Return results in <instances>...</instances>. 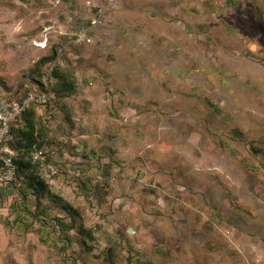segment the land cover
Returning <instances> with one entry per match:
<instances>
[{"label":"rangeland","instance_id":"374dc122","mask_svg":"<svg viewBox=\"0 0 264 264\" xmlns=\"http://www.w3.org/2000/svg\"><path fill=\"white\" fill-rule=\"evenodd\" d=\"M104 4L0 0V82L14 94L65 44L53 64L78 84L39 114L58 169L42 171L44 205L68 224L72 207L94 236L16 223L15 193L0 198V264H111L110 246L114 264H264V0H115L94 42L72 44Z\"/></svg>","mask_w":264,"mask_h":264},{"label":"trees","instance_id":"16d2710c","mask_svg":"<svg viewBox=\"0 0 264 264\" xmlns=\"http://www.w3.org/2000/svg\"><path fill=\"white\" fill-rule=\"evenodd\" d=\"M89 22L90 19L79 27L88 25ZM64 45L63 40L55 42L52 47L51 55L42 58L32 69L29 82L34 85V88L40 87V80L47 66L53 64L58 56H63V54L64 56L67 55L66 52L63 53L65 50ZM53 75L58 78V84L57 87H55L56 100L46 106V108L51 107L50 109L53 108V105L59 104L61 100L71 97L76 91L78 84L75 70L71 67L63 69L61 67L55 68L54 66ZM0 86L3 87V94L0 95V97H5L9 101H20L24 98V96L21 97L19 95L20 93L14 94L13 89L8 88L5 83L0 82ZM30 91H27V93ZM14 96L17 97V99H14ZM39 114L41 113L38 112L35 107H30L12 126L13 140L10 146L16 151L15 163L18 169L16 178L11 183V186H8V188H0V198L5 200L15 193L22 198L23 205L19 201H16L11 207L18 215L16 223L23 222L28 228H32L33 223L28 224L25 219L29 217L32 218L33 221L42 222V224L47 227L50 225V223L46 221L48 219L54 222L51 226L57 238L60 239L62 236L67 237L68 233L74 230L82 236L81 240L83 245H87L88 241H94L93 233L91 230L79 226L77 218L78 212L72 207L68 205L62 206L63 210L71 217L72 221L70 224L66 223L65 219L59 217L49 219L50 207L44 205V200L52 194L49 184L42 176V171L48 170L53 177L58 172V169L54 163L53 154L45 153V148L53 144L55 145V140L51 136L52 133L48 121L44 116ZM253 149L256 153H259V149L256 145H253ZM1 166L2 162L0 161V170ZM52 169L55 170L54 173ZM109 177L110 172L106 170L105 185L108 184ZM84 186L87 187L86 184ZM96 192H98L102 198L107 195V193H103L101 185L96 186ZM31 197L35 198L34 201L30 199ZM54 203H56V200H54ZM33 205L35 206L34 211L29 207ZM43 225L41 227H43ZM66 242L70 243L71 239L67 237ZM66 248L67 245H65L62 250L65 251ZM90 249L91 247L89 250ZM106 254L107 260H109L111 264H114L115 259L118 257L115 246H110ZM126 263L136 264L133 258H128Z\"/></svg>","mask_w":264,"mask_h":264},{"label":"built area","instance_id":"2783aa9c","mask_svg":"<svg viewBox=\"0 0 264 264\" xmlns=\"http://www.w3.org/2000/svg\"><path fill=\"white\" fill-rule=\"evenodd\" d=\"M103 6L95 8V14L90 19L88 25L79 27L71 39L75 46H84L94 42L93 32L106 21V13L111 8L115 0H102ZM54 64L47 66L41 77L39 88H34L22 100L9 101L5 97H0V187L12 183L17 174L15 163L16 151L10 146L13 140L12 126L30 107H35L38 112L43 113L46 106L56 100L54 86ZM53 173L55 172L54 169ZM50 176H52L50 174Z\"/></svg>","mask_w":264,"mask_h":264},{"label":"water","instance_id":"95a60500","mask_svg":"<svg viewBox=\"0 0 264 264\" xmlns=\"http://www.w3.org/2000/svg\"><path fill=\"white\" fill-rule=\"evenodd\" d=\"M46 27H49V25L47 24ZM130 234H134V231L132 229H129L128 231Z\"/></svg>","mask_w":264,"mask_h":264},{"label":"bare ground","instance_id":"6f19581e","mask_svg":"<svg viewBox=\"0 0 264 264\" xmlns=\"http://www.w3.org/2000/svg\"><path fill=\"white\" fill-rule=\"evenodd\" d=\"M252 48L255 49V46H253Z\"/></svg>","mask_w":264,"mask_h":264},{"label":"crops","instance_id":"0c3cea01","mask_svg":"<svg viewBox=\"0 0 264 264\" xmlns=\"http://www.w3.org/2000/svg\"><path fill=\"white\" fill-rule=\"evenodd\" d=\"M102 3V2H101Z\"/></svg>","mask_w":264,"mask_h":264}]
</instances>
